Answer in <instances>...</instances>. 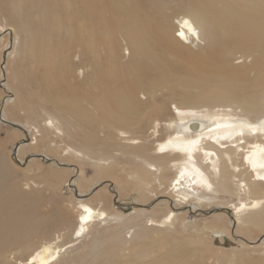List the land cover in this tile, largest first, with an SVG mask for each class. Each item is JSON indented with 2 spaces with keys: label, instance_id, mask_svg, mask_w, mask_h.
<instances>
[{
  "label": "bare ground",
  "instance_id": "bare-ground-1",
  "mask_svg": "<svg viewBox=\"0 0 264 264\" xmlns=\"http://www.w3.org/2000/svg\"><path fill=\"white\" fill-rule=\"evenodd\" d=\"M1 1L9 3L10 14L22 32V45L17 39L10 56L31 58L32 76L43 91L42 94L31 89L28 93L30 98L40 101L37 109L42 122L39 126L42 143L50 147L56 141H69L74 147L65 146L67 156L89 160L88 149L98 141L94 144L93 156L102 168L107 159L121 156L150 179L164 178V172L173 171L168 185L171 197L166 199L170 204L202 206L208 195L234 196L237 203H226L223 209L217 208L214 201L205 208L207 215L214 218L211 225L209 221L208 230L215 235L222 233L223 237L236 236L250 247L255 241L247 243L251 227L260 230L264 222L261 217L264 216L261 212L264 207V122H258L263 117L262 102L255 95L258 89L264 90L260 76L264 69V0H187L186 5H179L176 10L161 3L162 0ZM145 6L153 13L160 11L162 20L167 22L162 39L155 36L152 19L144 12ZM23 8L25 18L21 15ZM33 11L36 12L33 14ZM33 23L36 29L33 27L32 31L29 28ZM7 28L13 30L4 18L0 32ZM181 40L195 48L186 47L193 72L171 82L167 76V61L162 59L157 46L177 48L183 46ZM237 50L244 56L235 64L233 61L239 60L235 57ZM221 51L227 57L218 58ZM250 56L252 60H247ZM222 59L229 60L226 69L232 72L231 79L219 76V70L225 66ZM251 66L256 73L249 78ZM240 71L249 81L239 80ZM150 72L159 74L156 76L159 79L146 77ZM163 92L169 98L167 102H158V94L163 96ZM160 124L170 134L157 136L155 146L150 148L146 138L159 133ZM148 125L151 131L145 136ZM35 146L34 142L27 147ZM6 159L9 167H0V175L10 172L8 170L26 171L20 167L23 162L9 156ZM71 166L76 167L74 172H78L79 177L64 181L72 192L70 198L61 199L66 203L62 207L66 215L59 214L56 225L43 217L45 215L27 211L34 201L29 198L31 186L26 180L11 184L9 190L22 213L19 223H12L11 227L0 220V242H15L18 250L11 254L5 251L10 244L0 245V264H63L66 256L77 251L74 242L82 244L101 223L120 222L126 217L102 207V190L92 195L96 205L92 204L89 200L92 197L87 198L88 192L79 184L86 178L77 166ZM74 183L76 188L73 189ZM117 188L116 194L120 197ZM135 188L140 197L145 192L151 193L140 179ZM53 189L58 193L60 188ZM129 202L133 204V214L144 222L130 227L133 230L131 234L128 232L129 238L119 241L121 249H126L130 241L140 244L151 240L153 234L167 231L177 219L171 210L155 218L139 199ZM69 209H76L78 213L74 222L67 218ZM203 213L201 211L200 215ZM255 217L261 219L255 220ZM73 227L70 240L66 242L67 234L61 232ZM94 232L97 234L91 237L88 249L96 258L105 255L99 250V239H96L105 231ZM263 242L255 250L236 247L230 257L229 253L219 251L213 264L242 263L248 251L257 253L253 256L258 259L257 264H264ZM68 243L72 245L62 250ZM181 261L187 264L184 258Z\"/></svg>",
  "mask_w": 264,
  "mask_h": 264
},
{
  "label": "rangeland",
  "instance_id": "rangeland-1",
  "mask_svg": "<svg viewBox=\"0 0 264 264\" xmlns=\"http://www.w3.org/2000/svg\"><path fill=\"white\" fill-rule=\"evenodd\" d=\"M186 2L187 0H162L161 3L170 5L172 10H176L179 5H186ZM144 9L147 17L152 19L153 24L155 23L154 25L152 24L155 36L162 39V32L167 22L162 20L160 11L159 13H153L154 11L152 12L148 6H145ZM160 9H162V5ZM25 12L26 10L23 8L21 11L22 18H25ZM35 12L36 11H33V14ZM4 18L6 19L8 27H11L13 30L7 28L4 32H0V167H9L8 160L6 159L9 156L12 159L23 162V165L20 167L26 168V171L21 170L22 172H14L8 170L10 172L0 175V220H4L6 226L11 227L12 223L18 222L19 216H21L20 214L22 213L20 207L16 208L18 204L14 201L15 197L12 190H9L11 184L17 182L19 179L26 180L31 186L29 198L33 199L34 207L31 205L30 209L27 211H35L38 214L45 215L43 217H47L53 225H56L59 221V214L63 213L66 215V212L62 208L66 203L61 201V199L70 198L72 192V188L67 187L64 181L67 178L78 180L79 177L78 172H74L76 167L71 166L75 165L79 169V173L86 178V181H79V184L88 192L87 198L92 197L89 198L91 203L96 205L95 196L92 195L102 190V192H104L102 194L104 198L102 207L113 210L115 213L122 214L126 216L127 219L125 217L120 222L110 221L107 225L101 223L96 226V231H105L96 238L99 239L97 245L99 250L105 253L104 256L95 258L94 255L89 252L88 246H90L91 237L97 234V232H94L95 230H92L91 236H88L82 244H78L79 241L73 243L75 245L77 244V251L66 256L63 264H178V262L181 264L183 258L187 264H213L214 257L219 251L225 254L229 253L230 257L232 250L237 249L236 247L244 246V248H249L248 250H251V248L255 250L257 246H259L264 240V222L261 224L262 228H260V230L251 227L252 232L250 231V240H248L247 243L249 244V241L252 240H255L256 243L254 241V244L252 243L250 247H247L249 245L240 241L236 236L233 238L231 237V239L227 235L223 237L222 233L215 235L213 231L208 230L214 218L207 215L208 212L207 210L205 212V208H209L213 205L214 201L217 208L220 207V209H223L226 203H237V199L234 196L223 195L214 197L206 195L208 199L206 198L205 201H203L205 205L202 206L196 203L185 206L179 205L177 202L170 204L166 199H168L167 197H171L168 195L170 190L168 185L173 178V171L164 172V178L150 179L140 168L121 156H114L111 157V159H107V161L103 162L106 163V165L102 168V166H98V162L93 156L96 152V145L94 144L98 141L88 149L90 153L89 160L85 158L75 159L67 156L66 152H64L65 146L74 147L69 141L65 143L56 141L55 143H51L50 147L42 143V131L39 128L42 122L39 121L41 116H39L37 109V105L40 104V101L30 98L28 93L31 89L35 92L39 90L42 94L43 91L39 88V84L32 76L31 58H29L28 55L25 57H21L22 55L10 56L17 39L19 44L21 43L20 46L22 45V32L19 23L10 14L9 3L7 1L3 3L0 0V24L4 23ZM33 27L35 30L36 25L34 23L29 29L33 31ZM182 43L183 46H177V48H171V45L157 46L162 54V59H166L167 61L166 66L169 70L167 71V76L171 82L178 80L181 76V78H184L187 75H191L193 72V66L190 64L193 62L187 58L189 51L186 47H191L190 49L192 50L195 48L187 42L182 41ZM195 52L199 51L196 50ZM218 55V58L222 56L227 57L223 51ZM241 56H244L242 51L237 50L235 52V57L239 58ZM222 60L225 62V66L223 69L219 70V76L221 75L222 79H231L232 72L226 69V67L229 66V60H227L228 62H226L225 59ZM240 60L241 58L237 61H233V63H240ZM247 60H252V57H248ZM249 71V78H251L252 75L256 73L255 68L251 66ZM238 74L239 80L249 81L247 78H243V71H240V73L238 72ZM157 75L159 74L150 72L146 77L158 80L159 78L156 77ZM260 76H262L261 80L264 82V69ZM232 77L235 78V76ZM70 85H72V83H70ZM262 85L264 86V83ZM250 88L252 89L253 87ZM250 88L249 91L251 90ZM159 94L157 97L158 102H167L169 98L168 95L164 96L165 92L162 93L163 96ZM255 95L262 102L260 108L263 117L262 120H258V122L260 121L262 123L264 122V90L258 89ZM159 127V133L154 135V137L151 136L146 138L150 148L155 146L157 136L165 137L170 134V131L165 130L162 124H160ZM146 128L144 135L148 136L151 131L150 126L148 125ZM94 131H96V129H94ZM97 139H99V136H97ZM34 142L36 143L35 148L29 149L27 147L28 144H34ZM15 145H17V147H15ZM10 162L12 164L14 163V161L12 162L11 160ZM138 179L143 181L146 190L148 189L151 191L150 194L145 192L143 194L144 196H139L135 188ZM107 181L111 183L113 181L114 183L107 184ZM31 183H35L36 186L33 187ZM51 186L60 188L59 192H55V189ZM117 186L120 189V197L116 194ZM103 187L107 191L102 189ZM74 188H76V183L73 184V189ZM193 193H196L195 189ZM212 197L213 200H209V198L211 199ZM122 199H124V202ZM136 199H139L140 203L147 205V208L151 210L149 213H151L152 217H160L171 210L173 216L175 215L177 219L168 226L167 231L153 234L151 240H144L142 241L143 244L129 240L128 247L126 249H121L119 241H122L124 238H129L131 230H133V228L130 227L138 222H144V219L142 221L138 220L136 215L133 214L134 207L129 201H134ZM73 200V203H75L74 196ZM119 203H123L124 205H119ZM164 208L166 209L164 210ZM263 209L264 207L261 209V212L264 213ZM75 210L76 209H69V217L67 216V218L71 222H74L77 218L78 213ZM161 210H163V212ZM201 211L204 212L203 215H200ZM261 217L264 219V216ZM261 217H255V220H260ZM68 224H70V222ZM229 228L230 231H232V226L229 225ZM64 229L66 230L68 228L65 227ZM65 230L62 231L63 233L61 232V234H67L68 239L66 242H68L74 231V227L69 231ZM30 238L31 242H34L33 237ZM0 243L1 246L10 244L9 249H5V251L9 250V253H15L18 250L15 242ZM241 243L243 245H241ZM70 245L72 244L68 243L64 245L62 250L67 248V246L70 247ZM250 252L252 253V251L246 252V256L242 258V263L239 261V264H249L248 262H250V264H255L258 261V259L256 260L255 257H253L255 255L257 256V253L253 252L251 254ZM200 257L202 259H200Z\"/></svg>",
  "mask_w": 264,
  "mask_h": 264
},
{
  "label": "snow or ice",
  "instance_id": "snow-or-ice-1",
  "mask_svg": "<svg viewBox=\"0 0 264 264\" xmlns=\"http://www.w3.org/2000/svg\"><path fill=\"white\" fill-rule=\"evenodd\" d=\"M185 23H187V22H185Z\"/></svg>",
  "mask_w": 264,
  "mask_h": 264
}]
</instances>
